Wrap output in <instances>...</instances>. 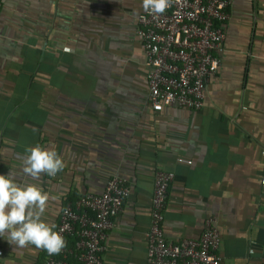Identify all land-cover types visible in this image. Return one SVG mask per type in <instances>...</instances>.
<instances>
[{
    "label": "crops",
    "instance_id": "obj_1",
    "mask_svg": "<svg viewBox=\"0 0 264 264\" xmlns=\"http://www.w3.org/2000/svg\"><path fill=\"white\" fill-rule=\"evenodd\" d=\"M143 0H3L0 175L49 193L44 219L100 194L114 176L131 193L105 242L104 264H148L155 173H175L164 232L199 239L208 218L222 264H264V0H230L218 73L200 111L157 113L138 21ZM56 150V176H25L26 149ZM0 264H42L46 251L0 236Z\"/></svg>",
    "mask_w": 264,
    "mask_h": 264
},
{
    "label": "built area",
    "instance_id": "obj_2",
    "mask_svg": "<svg viewBox=\"0 0 264 264\" xmlns=\"http://www.w3.org/2000/svg\"><path fill=\"white\" fill-rule=\"evenodd\" d=\"M3 0H0V8ZM230 0H174L162 15L145 11L137 33L142 41L148 100L154 112L176 106L200 111L208 80L218 73L226 40ZM146 234L148 264H222L221 236L215 218H208L199 239L172 242L164 232L175 173L157 170ZM131 193L126 178L114 176L102 193L86 194L61 211L56 231L67 241L58 255L45 253L42 264H104L105 242ZM3 250L0 247V256Z\"/></svg>",
    "mask_w": 264,
    "mask_h": 264
},
{
    "label": "clouds",
    "instance_id": "obj_3",
    "mask_svg": "<svg viewBox=\"0 0 264 264\" xmlns=\"http://www.w3.org/2000/svg\"><path fill=\"white\" fill-rule=\"evenodd\" d=\"M174 0H143V8L154 16L164 14ZM22 172L38 179L56 176L65 168L63 158L52 148L40 145L26 149ZM49 193L37 184L18 183L16 175H0V236L18 248L34 246L49 255H58L67 247L65 237L46 222Z\"/></svg>",
    "mask_w": 264,
    "mask_h": 264
}]
</instances>
